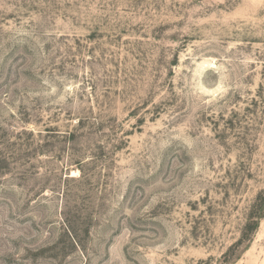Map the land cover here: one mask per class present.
Here are the masks:
<instances>
[{
	"label": "rangeland",
	"instance_id": "1",
	"mask_svg": "<svg viewBox=\"0 0 264 264\" xmlns=\"http://www.w3.org/2000/svg\"><path fill=\"white\" fill-rule=\"evenodd\" d=\"M261 194L264 0H0V264H223Z\"/></svg>",
	"mask_w": 264,
	"mask_h": 264
},
{
	"label": "trees",
	"instance_id": "2",
	"mask_svg": "<svg viewBox=\"0 0 264 264\" xmlns=\"http://www.w3.org/2000/svg\"><path fill=\"white\" fill-rule=\"evenodd\" d=\"M264 202L263 195H259L256 203L253 205L251 212L248 217V221L246 225L244 226V229L242 231L241 238L237 241L236 244H234L230 250L226 254L223 255V264H227L230 260L233 259V255L235 251L242 245L243 242H249L250 236L255 232L258 226V219L259 217V210L262 207V204Z\"/></svg>",
	"mask_w": 264,
	"mask_h": 264
}]
</instances>
